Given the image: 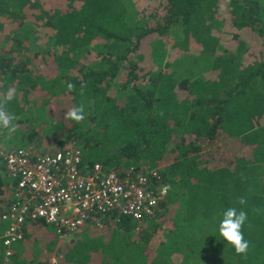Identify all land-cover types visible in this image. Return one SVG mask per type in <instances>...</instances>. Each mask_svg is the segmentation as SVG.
<instances>
[{
    "label": "trees",
    "instance_id": "obj_1",
    "mask_svg": "<svg viewBox=\"0 0 264 264\" xmlns=\"http://www.w3.org/2000/svg\"><path fill=\"white\" fill-rule=\"evenodd\" d=\"M254 50L264 56V0H0V110L14 127H0V148L35 160L73 140L84 166H147L167 187L151 218L109 213L62 244L28 221L12 264H264ZM77 106L84 119H67ZM2 167L0 215L17 190ZM231 207L247 213L244 253L219 236ZM4 251L0 238V264Z\"/></svg>",
    "mask_w": 264,
    "mask_h": 264
},
{
    "label": "built area",
    "instance_id": "obj_2",
    "mask_svg": "<svg viewBox=\"0 0 264 264\" xmlns=\"http://www.w3.org/2000/svg\"><path fill=\"white\" fill-rule=\"evenodd\" d=\"M0 159L17 181L13 202L0 215L8 223L0 237L5 247L2 264H12V248L23 239L28 221L45 222L63 241L88 223L101 229V218L109 213L137 222L151 218L166 196L167 187L154 169L131 167L118 175L99 163L84 166L73 140L35 160L25 150L0 148Z\"/></svg>",
    "mask_w": 264,
    "mask_h": 264
},
{
    "label": "clouds",
    "instance_id": "obj_3",
    "mask_svg": "<svg viewBox=\"0 0 264 264\" xmlns=\"http://www.w3.org/2000/svg\"><path fill=\"white\" fill-rule=\"evenodd\" d=\"M68 87L71 89L73 86L69 84ZM11 98V95H9L8 99L10 100ZM66 118L76 122L83 120V107L77 106L71 108L67 111ZM12 120L13 117L0 110V127H6L10 131H13L14 127L12 126ZM245 203L246 201L240 198L239 204L244 205ZM246 219L247 213L245 211H237L235 207H231L222 212L221 220L218 225L219 236L222 237L228 245L232 246L237 253H244L248 249V241L244 239L241 231Z\"/></svg>",
    "mask_w": 264,
    "mask_h": 264
},
{
    "label": "crops",
    "instance_id": "obj_4",
    "mask_svg": "<svg viewBox=\"0 0 264 264\" xmlns=\"http://www.w3.org/2000/svg\"><path fill=\"white\" fill-rule=\"evenodd\" d=\"M1 165L3 166L2 168H3L4 170H6L3 161L0 159V170H1ZM5 172H6V171H5ZM5 174L8 176L7 172H6ZM2 175H3V174L0 173V176L3 178ZM8 177H9V176H8ZM0 179H1V178H0ZM12 180H13V179H12ZM3 197H4L3 195L0 196V200H1V198H3ZM1 214H2V213H1ZM7 227H8V223L0 219V234H1L0 236H2V235L4 234V232L6 231Z\"/></svg>",
    "mask_w": 264,
    "mask_h": 264
},
{
    "label": "rangeland",
    "instance_id": "obj_5",
    "mask_svg": "<svg viewBox=\"0 0 264 264\" xmlns=\"http://www.w3.org/2000/svg\"><path fill=\"white\" fill-rule=\"evenodd\" d=\"M228 40V38L226 37V40H224V44L226 45V44H229V42L228 43H225V41H227ZM254 45H256V44H254ZM253 45V46H254ZM256 49V48H255ZM262 59H264V56L262 55V54H260V53H258L256 50H254L253 52H252V54L250 55V57H249V60L250 61H258V60H262ZM64 242H66V240H64V241H60V240H58V244L60 243V244H62V243H64ZM55 259H53V261H54ZM55 262V261H54Z\"/></svg>",
    "mask_w": 264,
    "mask_h": 264
}]
</instances>
